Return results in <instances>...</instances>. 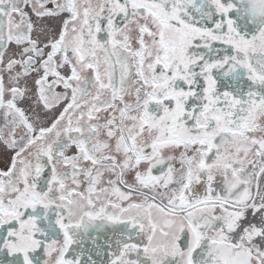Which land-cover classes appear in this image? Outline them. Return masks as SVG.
Returning a JSON list of instances; mask_svg holds the SVG:
<instances>
[{"label": "snow or ice", "instance_id": "snow-or-ice-1", "mask_svg": "<svg viewBox=\"0 0 264 264\" xmlns=\"http://www.w3.org/2000/svg\"><path fill=\"white\" fill-rule=\"evenodd\" d=\"M0 264H264V0H0Z\"/></svg>", "mask_w": 264, "mask_h": 264}]
</instances>
